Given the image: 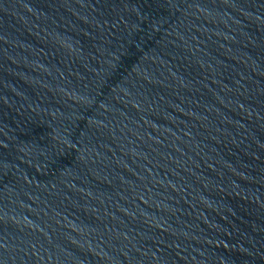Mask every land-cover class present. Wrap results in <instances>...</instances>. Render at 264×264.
Returning a JSON list of instances; mask_svg holds the SVG:
<instances>
[{"label":"water","instance_id":"1","mask_svg":"<svg viewBox=\"0 0 264 264\" xmlns=\"http://www.w3.org/2000/svg\"><path fill=\"white\" fill-rule=\"evenodd\" d=\"M0 264H264V0H0Z\"/></svg>","mask_w":264,"mask_h":264}]
</instances>
